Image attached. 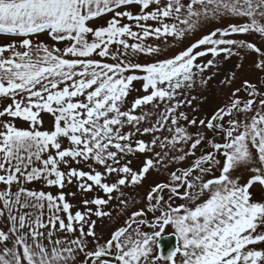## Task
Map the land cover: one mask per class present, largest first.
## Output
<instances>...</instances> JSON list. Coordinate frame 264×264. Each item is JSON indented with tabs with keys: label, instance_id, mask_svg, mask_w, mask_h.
I'll return each mask as SVG.
<instances>
[{
	"label": "snow or ice",
	"instance_id": "1",
	"mask_svg": "<svg viewBox=\"0 0 264 264\" xmlns=\"http://www.w3.org/2000/svg\"><path fill=\"white\" fill-rule=\"evenodd\" d=\"M0 264H264V0H0Z\"/></svg>",
	"mask_w": 264,
	"mask_h": 264
},
{
	"label": "rangeland",
	"instance_id": "2",
	"mask_svg": "<svg viewBox=\"0 0 264 264\" xmlns=\"http://www.w3.org/2000/svg\"><path fill=\"white\" fill-rule=\"evenodd\" d=\"M106 19V18H105ZM103 20L98 21L99 24H103ZM214 25H209L208 27L211 28ZM197 36L200 35V33L196 34ZM234 38L240 39V38H245L248 40H251L252 37L251 36H236ZM258 38V37H257ZM41 39H45L44 37H41ZM185 44L188 43V40L184 41ZM211 56L205 57L204 59H211ZM255 59V54H249L247 56H245V58L243 60H241L239 57L237 56H233L230 59H228L227 61H221L220 64L215 67V68H211L209 69L206 73L205 76L208 75H212L213 73H215V75L213 76V78L207 83L206 86H202V87H198L196 89L195 92H193V95H197L198 97H202V96H206L207 100L204 102V104L202 105L203 110L205 111H212L213 109H215L216 107L222 105L228 98L227 94L229 92V89L223 88L221 86V80L226 76V75H230L233 71L236 72L237 74V81H236V85H238L240 83V79L242 77H249L251 78L253 81H256V76L257 73L254 72L253 68H252V62ZM243 64L242 68H236L237 64ZM259 86V84H258ZM137 87H139V85H137ZM198 104V101H194V105ZM188 111H190V109H188ZM207 136L209 138L212 137V133L205 130ZM196 155L199 156L200 155V149H197ZM192 159H194V157H189L188 161L190 162ZM136 161L133 162V166L135 167L136 165ZM187 166V162H183L180 164H175L173 165L169 171L178 168V167H184ZM167 178V173L163 174V175H158L156 172H151L149 174V176L147 177V180L145 181V185L144 187L147 188V186L153 182H159V181H163ZM258 188L259 186L257 185L256 188H254L253 190L257 192V195H259L258 192ZM53 191H55V189H52ZM66 191H76L75 187L69 185L68 188L66 189ZM127 191V190H126ZM143 191V189L141 190ZM101 195H103V193H100ZM89 196H91L92 194H88ZM80 198V194H77V199ZM93 219L97 220V225H96V231L100 234H103L105 237H107L108 232L110 231V229L112 228V223L111 221H109L107 218H103V219H97L96 217H93ZM170 231V230H169Z\"/></svg>",
	"mask_w": 264,
	"mask_h": 264
},
{
	"label": "water",
	"instance_id": "3",
	"mask_svg": "<svg viewBox=\"0 0 264 264\" xmlns=\"http://www.w3.org/2000/svg\"><path fill=\"white\" fill-rule=\"evenodd\" d=\"M168 241H170V242H173V243H174V237H171V236H169V237H168Z\"/></svg>",
	"mask_w": 264,
	"mask_h": 264
}]
</instances>
